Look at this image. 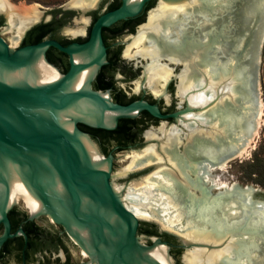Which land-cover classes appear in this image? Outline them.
<instances>
[{
  "label": "water",
  "instance_id": "95a60500",
  "mask_svg": "<svg viewBox=\"0 0 264 264\" xmlns=\"http://www.w3.org/2000/svg\"><path fill=\"white\" fill-rule=\"evenodd\" d=\"M222 4L221 14L212 20L218 24L217 29L212 33L213 36L209 33L208 40L201 42L200 46L205 48L204 62L214 71L215 77L224 73L235 75L233 99H225L222 104L217 103L216 107L217 110L228 112V120L234 116L235 121L225 134L214 138L200 136L187 142L184 139L182 144L170 147V154L176 158L186 179L198 188L194 186L193 193L188 192L180 185L178 178L171 174L168 178L176 191L170 192L169 187L163 190L174 203L179 204V211L185 220L188 219L194 226L215 237L220 236L222 243L230 245V251L217 264H264V187L240 182H232L229 187L218 186L203 177L207 172L211 175L212 171L208 170L218 163L239 156V149L258 129V110L262 104L260 82L264 47V0H224ZM98 29L99 26L95 32ZM36 46H40V43ZM26 48L29 46L18 49L10 47L0 35V194L3 196L8 175L23 188L31 182L15 168L8 156V153L19 150L41 170L39 175L52 193L56 183L71 188L83 203L102 205L101 209L115 219L116 216L107 207L106 185L114 205L123 214L127 213L124 207L117 204L116 198L119 197L110 170L103 176L99 168H90L95 159L110 166L116 159L112 155L105 157L98 150L87 146L84 134L89 135L78 129L76 121L80 119L94 127L113 129L120 118L134 115H118L110 126L89 123L72 105L74 95L88 92V88H71L84 79L81 73L75 71L70 79L59 78L48 82L55 71L53 68L47 65L43 74L34 69L42 58V49L14 54ZM182 50L180 47L179 52ZM167 53L163 54L160 61H165L172 72L179 67L175 74L181 72L183 64L169 61L165 56ZM171 53L178 55L174 51ZM87 58L85 55L74 56V59ZM144 60L147 62L148 59ZM114 106L121 109L137 107L136 113L145 109L162 119L158 126H150L148 131L157 132L162 125L167 128L176 125L185 130L178 118L188 108L186 99L180 100L177 112L168 114L161 113L155 105L143 101ZM167 118H174L175 121L169 122L165 120ZM157 142V139L145 138L143 147ZM131 149L139 151L143 148ZM210 150L220 151L215 155L216 159ZM16 160L20 166L23 164L21 158ZM155 167V164H149L130 173ZM87 189L94 195L87 193ZM34 190L41 197L47 198L41 188L34 186ZM92 199L97 201L92 202ZM160 229L180 242L179 246L183 249L181 263L184 264V258L193 244L185 241L177 232L162 227ZM155 240L166 245L168 253V244L159 237ZM124 244L138 254V246L129 241Z\"/></svg>",
  "mask_w": 264,
  "mask_h": 264
},
{
  "label": "flooded vegetation",
  "instance_id": "af4514ba",
  "mask_svg": "<svg viewBox=\"0 0 264 264\" xmlns=\"http://www.w3.org/2000/svg\"><path fill=\"white\" fill-rule=\"evenodd\" d=\"M166 1L170 0H88V6L82 8L67 0L42 6L39 20L26 28L15 48L40 47L44 64L53 68L60 78L70 79L75 71L91 70L84 85L92 93L106 94L112 105H133L143 101L155 105L163 114L174 113L180 105L178 78L174 77L179 67L165 85L164 94L155 95L143 84L144 58L132 55L137 48L133 44L134 39L148 23L149 14ZM3 19L4 14L0 13V26ZM171 23L176 26L175 21ZM97 26L99 29L95 32ZM38 43L40 46L37 47ZM75 55L88 58L74 59ZM138 83L140 86L136 88ZM182 103L185 105V102ZM124 118L130 119V133L108 140L114 143L110 149L103 148L105 135L96 136L85 129L102 127L91 126L80 119L76 125L99 146L98 151L103 156L113 157L116 150L139 148L150 126L156 127L162 121L145 109ZM165 120L175 121L174 118ZM43 183V179L34 182L39 188ZM4 186L3 196L0 194V264H114L116 258L119 261L117 264H136L131 259H122L120 249H125V241L150 249L156 243V237L168 244L172 264L180 262L177 259L183 251L180 242L167 231H161L157 221L134 217L122 203L126 200L116 198L117 204L127 212L123 214L114 205L106 185L107 207L116 216L115 219L101 209L102 205L85 209L77 203L71 210L75 224L72 230L65 224L66 213L62 206L57 207L51 202V212L47 198L37 192L46 210L32 212L23 197H9L6 183ZM86 192L94 195L91 190L87 189ZM94 201L97 200L92 199ZM165 234L175 240H170Z\"/></svg>",
  "mask_w": 264,
  "mask_h": 264
},
{
  "label": "bare ground",
  "instance_id": "6f19581e",
  "mask_svg": "<svg viewBox=\"0 0 264 264\" xmlns=\"http://www.w3.org/2000/svg\"><path fill=\"white\" fill-rule=\"evenodd\" d=\"M223 1L170 0L162 2L154 12L149 14L148 23L139 30V35L133 42L137 48L132 55H140L142 58L148 59L144 64L143 84L151 89L155 95L164 94L165 85L173 74L171 67L165 61H160L163 54L169 52L165 55L169 61L183 64L181 72L175 74L178 78L177 95L180 97V100H187L188 108L182 111L178 118L185 130L176 125L168 128L162 125L158 127L157 132L155 130L146 132V139H157L158 142L148 144L139 151L133 150L129 155L130 162L128 166L122 169L121 175L119 174V176H126L130 171L141 169L149 164H155L156 167L150 175L142 180L143 185L138 187H130V185L122 187L125 190L123 195L120 194V186L122 185L119 186L115 183L116 193L120 200H126L123 203L136 217L153 219L162 228L179 233L185 241L193 244V248L184 258V264H217L218 260L231 249L228 243H222L220 236L215 237L210 232L196 225L194 226L188 219L185 220L179 211V204L174 203L163 190V188L169 187L168 189H171L170 192L176 191L173 189L171 179L168 178L171 174L178 178L180 185L187 189L188 192L193 193L194 186L198 188L195 183L193 184V182H189L186 179L185 173L176 162V158H172L169 150L170 147L182 144L184 139L187 142L190 139H197L200 136L213 138L220 136L230 130L231 124L235 121L234 116L228 120V112L216 109L217 103L222 104L225 99H233L235 75L224 73L219 77H215L214 71L204 62L203 55L205 48L200 46L201 42L205 43L209 35L217 29L218 24L212 20L216 18L217 14H221ZM70 3L72 5H79L82 8L88 6V0H70ZM0 13L4 14L8 24L5 30L12 33V47L18 43L23 31L30 24L39 20L41 14L38 10L17 9L15 11L7 0H0ZM174 21L176 22V26H172L171 22ZM180 47L184 49L181 52H179ZM39 49L41 48H26L14 54L36 52ZM173 51L177 52L178 55L171 53ZM46 67L47 65L44 64L41 58L34 69L43 74ZM80 73L84 79L71 88H87L84 84L90 76L91 70H81ZM59 78V74L54 71L48 82ZM139 86L140 84L138 83L136 88ZM165 98L168 99L167 96ZM72 105L88 122L106 126L112 125L116 116L135 115L138 110L137 107L130 109L118 108L109 103L106 94L92 93L90 90L86 93L74 95ZM194 108L197 109L193 111ZM262 111L263 104L260 105L258 110V127L263 113ZM224 118L228 121H223L222 119ZM257 131L258 129L248 137L244 147L239 149V156L245 152ZM84 136L87 146L98 150L96 144L86 135ZM218 153L220 151H212L211 154L216 159L215 155ZM8 156L15 168L31 181L23 188L8 175L6 188L9 191V197H23L24 201H26L25 204L29 206L32 212L41 209L46 210L42 201L39 200V193L37 194L34 190L35 180L41 181L42 179L39 175L41 170L19 150L8 153ZM18 158H21L23 161L21 166L17 163L16 159ZM227 162L222 161L208 171L223 168ZM90 168H99L103 176L106 175V171L108 170L111 173V166L98 159L94 160ZM111 177L115 179L118 176ZM203 177L206 181L212 180L218 186L220 185L217 183V177H212L208 172L204 173ZM222 186L229 187L230 184L226 183ZM40 187L47 197V201L50 204L48 207L51 212H53L52 203L57 205V207L62 206L64 208L63 211L66 213V215L64 214L65 224L71 230L75 226L72 219L74 216L71 215L74 204L79 203L80 207L85 209L97 206L95 203H83L73 189L63 185L56 183L53 193L45 181ZM74 206L76 207V205ZM111 242L113 246L116 244L115 240H111ZM143 247H139L137 254L125 245V249H120L123 252L122 259H125V261L127 258L129 260L131 259L136 264H156V262L172 264L171 258L167 253L166 245L156 241L150 249ZM119 256L118 259H120ZM116 259L114 264L119 262Z\"/></svg>",
  "mask_w": 264,
  "mask_h": 264
},
{
  "label": "rangeland",
  "instance_id": "374dc122",
  "mask_svg": "<svg viewBox=\"0 0 264 264\" xmlns=\"http://www.w3.org/2000/svg\"><path fill=\"white\" fill-rule=\"evenodd\" d=\"M8 3L13 7L15 11L17 9L20 10H38L41 9L42 6H51L53 4H59L65 2L67 0H7ZM6 18L3 19V23L0 26V35L8 42L9 46L11 45V37L12 33L8 30H5L7 25ZM14 45L13 47H15ZM145 64V63H144ZM178 72V68L176 69ZM260 97L263 104V113L260 118L259 127L257 133L254 135L253 139H251L249 146H247L245 152L240 156L228 161L223 168H216L212 170L211 176L217 177L220 185H224L226 183L230 184L232 182H240L243 184L247 183H260L256 182V174L251 173L253 171V166L251 165L254 158L255 152H264V56L262 55V64H261V82H260ZM113 141L106 142V149H110L113 146ZM143 145L140 147L143 148ZM139 147V148H140ZM97 149L99 146L97 145ZM115 155L113 154V158L116 159L114 164L111 166V176H118L115 178V183L117 185H122L120 194L123 195L125 193L124 188L130 185V187H138L143 185V179L146 178L154 169H143L134 173H129L126 176H119L122 172V169L128 166L130 162L129 155L133 152V149L130 151H115ZM139 168V167H138ZM121 175V174H120ZM262 186V185H261ZM263 187V186H262ZM124 191V192H122ZM183 252V251H182ZM182 254V253H181ZM181 263V257L178 255V258ZM178 261V260H177Z\"/></svg>",
  "mask_w": 264,
  "mask_h": 264
},
{
  "label": "trees",
  "instance_id": "16d2710c",
  "mask_svg": "<svg viewBox=\"0 0 264 264\" xmlns=\"http://www.w3.org/2000/svg\"><path fill=\"white\" fill-rule=\"evenodd\" d=\"M263 56H264V47H263ZM130 119L123 118L120 119L118 122V125L114 129H103V128H92V127H85L86 130H90L89 132L93 135H105L102 144L103 148L106 149V142L108 140H112L118 137V135H125L130 133ZM253 166V171L251 173H255L256 176V182L260 183L264 187V152H255L253 162L251 164ZM167 238L170 240H175L173 237L166 235Z\"/></svg>",
  "mask_w": 264,
  "mask_h": 264
}]
</instances>
